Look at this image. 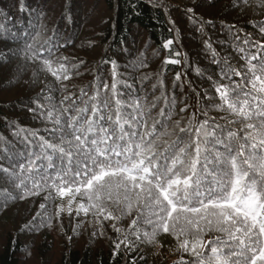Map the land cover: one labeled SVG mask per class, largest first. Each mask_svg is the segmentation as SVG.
Masks as SVG:
<instances>
[{
    "label": "snow or ice",
    "instance_id": "6c2138e0",
    "mask_svg": "<svg viewBox=\"0 0 264 264\" xmlns=\"http://www.w3.org/2000/svg\"><path fill=\"white\" fill-rule=\"evenodd\" d=\"M49 2L62 9V19L71 17L75 0H44ZM218 3L199 0L186 5L181 15L203 33L213 24L203 14ZM153 7L166 5L153 3ZM229 7L264 15V0H233ZM26 8L35 15L31 30L10 32L0 24L5 38L20 45H6L0 51V67L22 60L17 72L27 74L31 69L30 84L44 79V88L30 101L28 111L50 127L46 126L45 136L9 122L13 136L24 134L25 150L16 151L6 138H0V160L7 161L0 164V211L10 201L43 193L39 210L25 222L22 232L38 233L52 227L54 220L63 227L65 212L70 222L76 220L75 232L86 226L91 215L100 226L92 236H103L102 222H111L117 233L113 255L122 245L125 252L145 243L163 248L158 243L163 234L176 241L179 257L175 264H264V21L254 25L258 39L247 33L241 36L235 25L227 29L234 50L244 61L243 70L227 57L218 58L212 42L205 40L212 62L219 65L220 79L208 77L215 96L205 91L203 97H218L219 102L204 104L201 93L192 88L196 104L190 106L184 100L178 107L175 94L168 98L161 93L149 101L128 92L125 99L118 85L129 89L131 85L117 62L108 58L95 65L96 78L87 90L81 88L79 95L70 91L66 82L89 64L60 54L75 47L72 33L59 26L49 29L43 22L44 13L23 3L19 6L21 12ZM179 23L170 18L169 31ZM173 44V39H167L163 48L171 52ZM172 55L180 57L181 53ZM164 63L175 65L181 60ZM105 64L110 65V83L104 77ZM175 79L180 81L181 74ZM56 92L61 97L59 104ZM189 107L191 114H187ZM213 110L224 115L212 116ZM57 197H68L67 207L59 205L55 215L49 216L48 203ZM123 217H131L127 233L118 226Z\"/></svg>",
    "mask_w": 264,
    "mask_h": 264
},
{
    "label": "trees",
    "instance_id": "16d2710c",
    "mask_svg": "<svg viewBox=\"0 0 264 264\" xmlns=\"http://www.w3.org/2000/svg\"><path fill=\"white\" fill-rule=\"evenodd\" d=\"M63 2L68 3L69 0H63ZM198 2L199 0H152V2L150 0H75L71 17L62 19V9L51 2L45 4L44 0H0V24L5 25L10 32L31 30L35 15L30 13L28 8L21 12L19 6L23 3L36 12L44 13L43 22L49 29L59 26L62 31L72 33L75 47H69L67 51L60 54L72 59L81 58L90 66L82 68L80 75L66 82L70 91L77 95L81 88L87 90L95 81V65L99 64L102 58H108L117 62L119 72L126 83L131 85L130 89L118 85L120 91L125 93V99L128 92L140 97L146 96L149 101L160 97L161 93L168 98L175 94L178 107H182L183 104L179 102L184 100H187L190 106L195 105L196 92H199L204 104L218 103V97L215 100L203 97L205 91L210 97L215 96L208 77L211 76L218 81L220 79L219 65L212 62L213 57L205 48L204 41L212 42L218 58L227 57L233 66L243 70L244 61L234 50L233 41L227 29L229 25H235L241 36L247 33L258 39L254 25L264 21V15L253 12L251 9L247 12L233 10L229 7L233 0H219L215 9L203 14V18L212 20L213 24L207 26L201 33L197 31L196 25L188 22L181 15L186 5L190 6ZM153 3L166 5V7H153ZM133 5L136 6L135 10ZM63 11L64 15L68 16L67 10ZM4 14H8L7 20L4 19ZM197 15L202 14L197 13ZM170 18L180 21L172 31H169L172 27L169 24ZM5 37L6 33L0 32L1 51L5 50L6 45L12 48L20 47ZM167 39L174 40L171 52L163 48V43ZM221 41L223 43H220ZM175 51H179L181 56L172 55ZM172 58L180 59L181 63L175 65L164 63L166 59ZM102 67L105 69L104 77L110 83V65L105 64ZM16 72L10 73L14 81L3 79L4 75L0 77V95L3 90L13 89L21 92V95L15 99L5 101L0 99V138H6L16 151L23 152L25 150L24 134L21 133L20 138L13 136L9 122L29 132L36 130L40 135L45 136L47 135L45 128L50 125L34 119L33 114L28 111L30 101L34 100L44 88V79L41 78L39 83L30 84L32 70L28 69L27 74L20 71L17 76ZM177 73L181 74L180 81L175 79ZM233 79L239 81L240 77L234 76ZM52 83V78L49 77V87H52ZM192 88H195L196 92H193ZM54 97L59 104L60 94L56 92ZM163 103L162 98L161 106ZM192 110V107H189L187 114H191ZM210 115L218 118L224 113L213 110ZM0 164H7V161L0 160ZM42 197L43 193L41 196L25 201H10L8 207L0 211V214L20 204H24V208L28 210L30 206L29 211L22 210L24 216L21 227H23L25 222L39 210V204L43 202ZM58 198L48 203L49 216L55 215L56 204L60 200ZM77 202L79 199L74 204ZM130 219L131 217H123L118 222V226L125 233L130 231ZM86 220V226L75 232L73 227L76 220L71 219L70 222L66 212L62 215L63 227H60L61 221L54 220V229L60 243H55V238L45 231L46 228H42L35 234L26 232L32 236L41 235L35 247V264H144L145 260L147 264H175L179 257V253L175 251V239L163 234L158 237V243L163 245L159 255H154L152 252L155 246L146 243L130 252H125L122 245L120 252L113 255L112 241L116 239L117 233L112 229L111 222H102L103 236H92L91 232L94 229L100 230V226L95 224L91 215ZM20 232L8 234L4 242L0 244V264H25L23 260L28 247L23 243ZM69 236L72 237L71 240ZM53 257L55 258L52 259Z\"/></svg>",
    "mask_w": 264,
    "mask_h": 264
},
{
    "label": "rangeland",
    "instance_id": "374dc122",
    "mask_svg": "<svg viewBox=\"0 0 264 264\" xmlns=\"http://www.w3.org/2000/svg\"><path fill=\"white\" fill-rule=\"evenodd\" d=\"M1 49H2V47L0 46V51H1ZM18 65L22 66L23 65V61L22 60L21 61L17 60V61H14L13 64L10 67L1 68L0 69V77H2L4 75L3 79L7 78L8 80L10 79L11 81H14L15 79H13V77L10 75V73H11V71L12 72L17 71L16 67ZM3 69H4L5 72L2 71ZM21 73H22V71H21ZM15 74L17 76L18 72H16ZM19 95H21V92H19L17 90H13V89L12 90H3L2 94L0 95V99H2L4 101L5 100H9V99L11 100V99L17 98ZM67 201H68V197H65L63 200L60 199L58 201V204H56V207L59 206V205H64L65 208H66L67 207ZM16 208H18V209L15 210ZM22 210L27 211L28 208L25 209L24 208V204H20V205H17L14 209L13 208L9 209L6 212L0 214V244L2 242H4V240L6 239L8 234H16L17 231L19 232L23 228V227H21V225L23 224L22 218L24 216ZM29 210H30V206H29ZM54 227H55V224L53 222L52 227H48V228L46 227L47 230H45V231L55 238V243H60V239L57 238L58 235H57V232L54 229ZM25 234H27V235H25ZM20 236L22 238L23 243L27 245L28 250L29 249L31 250L30 251V255H27V254H26V256L24 255L25 257H24L23 262L25 264H30V263L35 264L36 263V250H35V247L39 243L41 235L32 236V235H29L26 232H22L21 231L20 232ZM56 247H54V248L56 249ZM159 251H161V248L156 247L155 249H153L152 252H153L154 255H159ZM56 253L57 252H55V254ZM55 257H53L52 259H54Z\"/></svg>",
    "mask_w": 264,
    "mask_h": 264
}]
</instances>
